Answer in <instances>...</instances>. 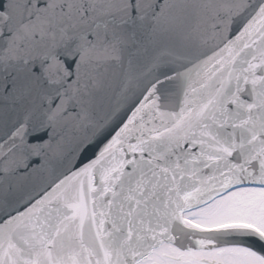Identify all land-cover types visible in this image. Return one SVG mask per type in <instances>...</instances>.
I'll use <instances>...</instances> for the list:
<instances>
[{
    "label": "snow or ice",
    "instance_id": "snow-or-ice-1",
    "mask_svg": "<svg viewBox=\"0 0 264 264\" xmlns=\"http://www.w3.org/2000/svg\"><path fill=\"white\" fill-rule=\"evenodd\" d=\"M0 264H264V0H0Z\"/></svg>",
    "mask_w": 264,
    "mask_h": 264
}]
</instances>
